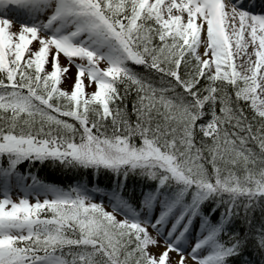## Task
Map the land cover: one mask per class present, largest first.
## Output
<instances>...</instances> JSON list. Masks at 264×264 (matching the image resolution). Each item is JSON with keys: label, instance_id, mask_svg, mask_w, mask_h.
I'll list each match as a JSON object with an SVG mask.
<instances>
[{"label": "snow or ice", "instance_id": "snow-or-ice-1", "mask_svg": "<svg viewBox=\"0 0 264 264\" xmlns=\"http://www.w3.org/2000/svg\"><path fill=\"white\" fill-rule=\"evenodd\" d=\"M0 264H264V0H0Z\"/></svg>", "mask_w": 264, "mask_h": 264}, {"label": "trees", "instance_id": "trees-1", "mask_svg": "<svg viewBox=\"0 0 264 264\" xmlns=\"http://www.w3.org/2000/svg\"><path fill=\"white\" fill-rule=\"evenodd\" d=\"M65 87H66V85H65ZM130 107H131V105H129V108ZM40 174L46 180H53L56 183H61V184L71 183V181L69 179H66L62 174H60L58 172H53L51 169L43 170V171H41Z\"/></svg>", "mask_w": 264, "mask_h": 264}, {"label": "rangeland", "instance_id": "rangeland-1", "mask_svg": "<svg viewBox=\"0 0 264 264\" xmlns=\"http://www.w3.org/2000/svg\"><path fill=\"white\" fill-rule=\"evenodd\" d=\"M70 83V82H69ZM67 86H68V84H67ZM15 196V195H14ZM174 258H175V256H174Z\"/></svg>", "mask_w": 264, "mask_h": 264}]
</instances>
